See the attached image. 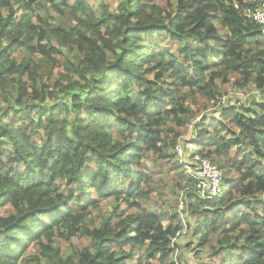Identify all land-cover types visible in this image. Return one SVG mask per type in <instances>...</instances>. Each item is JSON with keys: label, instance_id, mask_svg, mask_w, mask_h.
Returning <instances> with one entry per match:
<instances>
[{"label": "trees", "instance_id": "1", "mask_svg": "<svg viewBox=\"0 0 264 264\" xmlns=\"http://www.w3.org/2000/svg\"><path fill=\"white\" fill-rule=\"evenodd\" d=\"M262 3L121 0L118 12L97 17L86 0H63L54 10L76 25L52 31L55 47L50 29L33 22L41 18L31 2L0 0V98L9 105L0 115V208H8L0 214V264H142L143 256L146 264H176L171 238L187 225L147 207L159 183L147 161L172 158L166 150L199 117V154L229 182L212 201L186 195L194 247L209 252L199 264H264V98L206 112L224 89L264 95V36L248 14ZM21 47L78 74L86 96L73 94L80 83L67 75L51 87L31 59L17 65L11 54ZM65 48L76 50L75 62L64 61ZM58 95L67 100L46 106ZM26 97L35 105L23 108ZM95 196L113 207L89 228ZM76 236L92 249L62 259L55 238ZM33 248L39 253L30 256Z\"/></svg>", "mask_w": 264, "mask_h": 264}, {"label": "rangeland", "instance_id": "2", "mask_svg": "<svg viewBox=\"0 0 264 264\" xmlns=\"http://www.w3.org/2000/svg\"><path fill=\"white\" fill-rule=\"evenodd\" d=\"M27 2L32 3V8L35 17L41 18V21L35 18L33 22H35V24L37 25H41L45 29H50V32H48V34L46 35L47 42H50L55 47H58L59 41L53 35L52 31L55 28H58L60 25L72 26V27L76 25L74 18L70 13L59 14L54 10L53 6L62 5L63 0H54V2H49L47 0H27ZM86 2L92 8L96 16L100 17V15L103 14L105 8L108 9L110 12L111 11L118 12V7L121 3V0H86ZM74 3L75 0H68V4L70 6H73ZM1 14L4 17L7 16L8 10L7 9L1 10ZM61 23H65V24H61ZM36 43L37 40L34 41L33 45H36ZM63 51H64V61L66 62L76 61V59H74L75 54H77L76 50L65 48L63 49ZM171 51H174V49L172 48ZM11 56L15 60L17 65H20L25 60L31 59V61L39 68L40 75L41 77H43L42 80L51 87H53V83L55 80H59L61 76L67 75V77L71 78L73 82L80 83L79 86H76L75 91L72 90L73 94L86 96V90L80 87L85 85V81L80 79L78 74L69 71L67 72L66 70H64L65 69L64 66H62L61 68L59 67L52 68L51 64L49 65L45 61L41 62L42 57L40 54L30 53L28 52V48L26 47H21L18 51L13 52ZM50 66L52 68L51 70L52 74L50 77H48L47 74H49L50 72L49 71ZM61 72H63V74H61ZM27 81L29 85L28 92L31 93L32 89L30 85L32 84V81L31 80H27ZM40 81L41 80L39 79L37 83L39 87H40ZM63 82L70 83V81L67 80H63ZM254 90L255 89L252 90V87L249 90H239L234 88H228L227 90L224 89L221 91L222 96L219 98L220 103L217 104L214 102L209 103V105H213L214 107L210 108L206 112L213 113V111L219 108L218 107L219 105H221V107L224 105L225 107V105H229L231 103L235 104L236 100H238V102L240 103L243 104L245 103L247 106H249L251 101L253 100L258 101L264 98V95ZM16 99H17V95H14V97H10L8 100L10 101V103H15ZM66 100L67 99L62 98L61 95H58L52 99L47 100L46 106H50L53 104L57 105L58 103L65 102ZM0 101H1L0 109L2 110V112H0V115L2 116L3 113L7 111L6 109H8L9 105L4 98L3 99L0 98ZM24 102L25 105L22 106L23 108L35 105L34 102H28L27 97L24 98ZM15 107L18 108L16 105ZM4 120H7V117H4L3 121ZM200 120L201 117H199V119L197 120L191 121L188 124V126L180 129V134L176 140L174 147L166 150L168 155L171 154L173 156L172 158L167 159L168 161L161 159L158 164H155L151 160L147 161V165L149 167L156 169L157 171L156 179L159 181V183L156 184L158 185V187L154 189V192L149 196L148 200L145 201V203H147V207L154 208L161 206L164 209H168L171 215L173 214L179 215L182 223L187 225L188 228V232L183 238H180L179 243L175 246L172 245L174 253L173 256L171 257L170 262H174L176 264H199L201 258H202L201 261H206L209 254V252L207 251H200L197 247H194L195 246L194 243L198 242L197 241L198 237L195 238L193 234V230L196 226L193 221L191 222V226H192L191 228L188 224L189 222L188 219L190 214H187L186 195H188L190 191L194 190L193 185L189 181L187 182V179L189 177L187 176L186 171L182 173L181 170H179L180 173L184 175V179L183 178L179 179L178 178L179 171L172 169V167L176 166V164L178 163L175 153V148L177 143L180 141L181 143L186 145L187 143L193 141V133L195 132L196 135H198L197 130L202 124ZM195 139H197V137H195ZM188 154L191 155L192 152L188 151ZM177 165H179V163ZM222 174L224 178L225 174L223 172ZM233 176L234 175H232V177ZM178 181H180L179 185H177ZM228 185L229 182H226L223 185L224 192L226 191ZM94 198L96 199L95 201L96 204L94 205V207L90 208V215L87 218L86 226H88L89 228H99L103 219L112 212V207H113L112 202L109 200H102L96 196ZM7 209L8 208L6 207H1L0 214L3 216L6 215L8 212ZM167 224H168L167 221H164L163 225L166 226ZM92 246H93L92 241L87 237H83V236H76L68 241L63 238L61 239L56 237L54 244V247L60 249L62 259L72 258L74 260H77L78 255L82 250L92 249ZM38 253H39L38 249L36 250L35 248H33L30 256ZM140 253L141 252H137L135 261L140 256ZM23 257L25 259L29 258L28 255H24ZM145 258H146L145 256L142 257V264H146ZM158 261L159 260L157 258V260H152L150 262L151 264H155V262ZM42 264H46V261L43 260Z\"/></svg>", "mask_w": 264, "mask_h": 264}, {"label": "built area", "instance_id": "3", "mask_svg": "<svg viewBox=\"0 0 264 264\" xmlns=\"http://www.w3.org/2000/svg\"><path fill=\"white\" fill-rule=\"evenodd\" d=\"M248 14L260 26L261 33L264 36V3L254 10H250ZM195 136L196 133L194 132L193 141L186 145L180 141L177 143L175 148L176 158L179 165L186 171L198 197L204 201H212L223 193V174L217 166L199 154ZM188 151H191L192 154L189 155ZM187 232V227L177 232L171 239L172 245H177L180 238H183Z\"/></svg>", "mask_w": 264, "mask_h": 264}]
</instances>
